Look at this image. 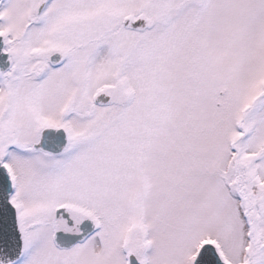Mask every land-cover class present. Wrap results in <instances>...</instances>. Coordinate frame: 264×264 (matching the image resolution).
Instances as JSON below:
<instances>
[{"label": "snow or ice", "instance_id": "obj_1", "mask_svg": "<svg viewBox=\"0 0 264 264\" xmlns=\"http://www.w3.org/2000/svg\"><path fill=\"white\" fill-rule=\"evenodd\" d=\"M0 264H264V0H0Z\"/></svg>", "mask_w": 264, "mask_h": 264}]
</instances>
